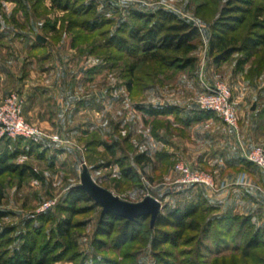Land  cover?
<instances>
[{"label":"rangeland","instance_id":"374dc122","mask_svg":"<svg viewBox=\"0 0 264 264\" xmlns=\"http://www.w3.org/2000/svg\"><path fill=\"white\" fill-rule=\"evenodd\" d=\"M82 1L69 0V7L62 9L65 0H0V99L18 94L23 99L25 121L48 136L23 139L0 134V151L6 152V162L25 166L29 174L22 176L17 171H5L0 175V209L6 212L0 217V229L11 231L0 242V264H4L14 247L27 240L35 243L36 257L46 248V264H264V246L241 253L245 241L253 233L252 225H245L243 236L236 234V228L225 231L218 225L212 228L211 234L203 233L201 228L208 213L196 215L194 229H184L174 244L151 246L153 231H150L148 216L126 241L115 243L117 233L113 231L108 237H101L104 243L97 247L94 229L101 207L90 201H79L74 204L71 220L80 225L71 230L70 244L68 238L56 234L57 222L68 216L62 206L64 197L72 186L79 184L83 164L98 185L121 199L137 202L151 195L161 202L160 210L164 213L177 205L180 197L175 192L180 184L175 182L179 175L175 165L180 160L170 159L163 164L155 161L145 173L136 167L140 176L136 183L134 178L121 173L120 161H116L117 157L127 154L126 151H116L112 155L102 146L90 143L115 132L118 136H127L136 152L145 150L148 117L135 104L145 106L148 99H163L191 102L198 108L196 98L206 86L226 84L238 116L237 129H232L233 147L227 135L222 143L228 146L222 144L216 152L223 161L233 151L244 156V152L264 147V140L260 142L257 138H264V49L241 65L238 60L243 55L238 51L217 64L209 55V26L225 0H123L125 3L92 0L96 12L79 8ZM251 2H255L252 6H264V0ZM159 7L172 10L197 26L196 74L185 70L156 77L155 81L153 78V91L131 98L122 74L130 59L126 55L116 58L117 51L103 42L118 18H123L130 8L155 10ZM97 13L101 17L96 21L108 22L101 21L104 18H111V21L101 23L98 29H86L84 26ZM261 14L263 16L264 12ZM250 21V17H246L239 36L245 33ZM37 35L45 41H38ZM144 63L139 76L156 69L155 62L147 60ZM27 93L32 96L37 93L36 106H50L57 122H46L45 116H36L33 112L26 114ZM149 123L155 130L161 121L153 118ZM220 123L217 121L215 129L224 132ZM250 137L257 138L255 143H258L247 148L245 139ZM125 162L128 164V160ZM187 165L214 177L216 189L206 188L211 196H219L229 189L227 179L238 173L220 168L213 170L215 165L212 164H207L206 169L193 163ZM32 171L36 175H32ZM236 182L246 186L244 180ZM254 189L263 190L257 186ZM167 191L170 193L163 196ZM225 197L226 194L219 196ZM227 205L224 204L225 208ZM240 210V205H236L234 212L239 214ZM253 222L255 226L264 225V218ZM161 229L173 230L170 227Z\"/></svg>","mask_w":264,"mask_h":264},{"label":"trees","instance_id":"16d2710c","mask_svg":"<svg viewBox=\"0 0 264 264\" xmlns=\"http://www.w3.org/2000/svg\"><path fill=\"white\" fill-rule=\"evenodd\" d=\"M8 1L19 2L20 0ZM251 1L225 0V4L219 10L215 21L211 22L208 46L209 55L212 56L214 64L225 61L232 53L238 51L243 55L238 60L241 65L251 59L258 50L264 49V14L263 16L261 14L264 12V6L259 4L252 6L255 2ZM68 5L69 0H65L61 8L67 9ZM83 7L88 12L95 9L92 0H83L79 4V8ZM248 16L251 21L246 24L245 33L239 36V29L246 23ZM98 17L101 16L98 13L95 14L93 20L87 22L88 24L85 23L84 27L94 30L98 29L101 23L111 21V18L101 19V21L107 20L108 22L96 21ZM75 36L78 34L76 33ZM198 36L197 26L178 16L172 10L160 7L155 10L130 8L123 18H118L113 31L108 34L103 43L117 51L116 58H121L120 55H126L130 59L125 69H122V74L125 78L124 86L131 98H134V95H140L147 89L154 87L156 77H165L171 73L185 70L194 74L196 63L194 52L197 48L196 38ZM214 50H216V54H213ZM147 60L155 62L156 69L146 71L143 76H139L140 67ZM153 78L154 81H151ZM135 105L137 109L153 116V118L171 112V108L161 105ZM199 112L201 116L215 115L212 111L200 110ZM113 133L109 134L108 137H100L95 141L91 140L90 143L93 146H102L112 155H115L116 151H126L127 154L117 157L116 161L121 162L118 163L121 165V173L130 179L134 178L133 181L136 183L140 177L136 167L145 173L146 168L149 165L153 166L155 161L162 164L163 162H170V156L164 152H158L153 157L147 150L136 152L127 136L122 137L115 132ZM5 158L6 152L0 151V175L5 171H17L22 176L29 175L27 174L28 168L6 162ZM125 160H128V164ZM31 173L36 175L34 171ZM178 186L180 188L175 192L180 197L176 200L177 205L166 213L160 210L152 227L149 222L150 231H153L150 237L151 246L157 247L167 242L176 243L181 238L184 229H194L196 215L204 213H208L209 216L201 228L203 233H210L212 228L218 225L225 231L236 228V234L243 236L245 235V225H252L253 233L245 241L241 253L247 254L250 250L264 246V227L253 225L254 222L250 215L237 214L230 207L222 208L220 203L210 201L205 193L206 188L196 184H180ZM169 193L167 191L163 196H167ZM1 198L2 192L0 191ZM79 201H90L98 206L85 191L75 186L69 189L62 205L66 209L64 210L68 211V216L61 218L55 227L57 235L68 238V244L71 242V230L80 225L77 221L71 220L74 204ZM5 213L4 210L0 209V217L4 216ZM147 217L139 216L129 220L111 212H106L103 216L100 215L94 229V235L97 236L95 242L99 243L97 247H101L104 243L101 237H108L113 231L117 233L114 238L115 243L126 241L133 236L137 227L141 226L142 221ZM161 227H170L173 230H162ZM10 232L7 228L0 229V242ZM35 249V243L32 240L22 241L4 259V264H46L48 259L46 248H43L44 251L37 257Z\"/></svg>","mask_w":264,"mask_h":264},{"label":"crops","instance_id":"0c3cea01","mask_svg":"<svg viewBox=\"0 0 264 264\" xmlns=\"http://www.w3.org/2000/svg\"><path fill=\"white\" fill-rule=\"evenodd\" d=\"M153 88L154 87L147 89L146 95L147 93L149 94L150 91H153ZM33 92L36 91L34 90ZM36 94L37 93L32 96V94L27 93V102L24 106L26 114L28 112H33L36 116H45L46 118L44 121L46 122H57V118H54V115L51 113L50 106H45V108H41V106L38 105L36 106ZM148 101L149 102H146L147 105L145 106H166L171 108V112L156 117L160 118L161 124L155 130L153 124L149 123V121H152L153 116L145 114L147 115L146 117H148L146 118L148 119V121L146 120V124H148V136L146 137L147 147L145 150H147L148 153L151 152L152 155L158 152H164L170 156V159L176 161L180 160V162L186 164H197L205 169L208 168L207 164H212L215 165V167L211 168L213 170L220 168L219 170L221 171L226 170L231 173L238 172L236 175L243 174L242 172H244L242 176L239 175L240 177L234 175L229 179L226 178L228 181L226 183H229L230 185L228 186L229 189L219 195L222 196L223 194H226V197L224 198L225 200L219 198V196L209 195L207 189H205V193L210 201L220 203L222 208H225L224 204L228 203L226 208L230 207L235 211V206L240 205L241 210L239 214L250 215L252 221L264 218V193L262 192L264 191V171L258 169L253 163L248 161L245 156L236 154L234 151L223 160L224 162L222 161V156L216 152L222 147V144L228 146L227 143H222V140L227 139V135L229 136L228 142L230 146L233 147L234 141L232 142V138L234 137V134L233 137L231 136L233 128L226 125L216 115L201 116L199 112L200 110L191 102L179 103L163 99L162 101L148 99ZM36 120L39 121V118L37 117ZM217 121L221 122L220 124L222 125L224 132L215 129ZM210 124L214 126L211 128ZM203 128L208 129L203 130ZM257 138L260 142L262 139L264 140L261 136L260 138ZM256 139L252 137L245 139L246 147L250 148L254 146V144H257L258 142L255 143ZM230 146L229 148H231ZM238 179L246 181V186L238 184L236 182ZM254 186L260 187L263 190L261 192L257 191L254 189ZM258 226L264 227V225Z\"/></svg>","mask_w":264,"mask_h":264},{"label":"built area","instance_id":"2783aa9c","mask_svg":"<svg viewBox=\"0 0 264 264\" xmlns=\"http://www.w3.org/2000/svg\"><path fill=\"white\" fill-rule=\"evenodd\" d=\"M125 3L123 0H116ZM196 103L200 110L212 111L226 125L237 129L238 116L232 102L229 86L223 83L206 86L204 91L198 94ZM23 99L16 93L9 94L0 99V134L10 138H48L37 126H34L23 118ZM245 158L264 171V147L259 146L248 152H244ZM178 177L175 182L181 185L196 184L209 190L216 189L214 177L204 171L190 168L183 162L175 165ZM47 205V204H45Z\"/></svg>","mask_w":264,"mask_h":264},{"label":"water","instance_id":"95a60500","mask_svg":"<svg viewBox=\"0 0 264 264\" xmlns=\"http://www.w3.org/2000/svg\"><path fill=\"white\" fill-rule=\"evenodd\" d=\"M36 39L40 42L45 41V38L40 35H37ZM75 187L85 191L101 207V216L106 212H111L129 220L139 216H149L150 226H152L161 209V202L151 195H146L137 202L119 198L108 189L98 185L91 178L84 164L80 173V182Z\"/></svg>","mask_w":264,"mask_h":264}]
</instances>
